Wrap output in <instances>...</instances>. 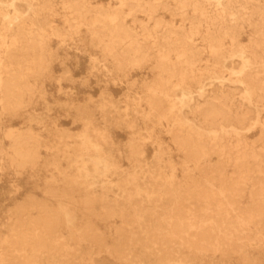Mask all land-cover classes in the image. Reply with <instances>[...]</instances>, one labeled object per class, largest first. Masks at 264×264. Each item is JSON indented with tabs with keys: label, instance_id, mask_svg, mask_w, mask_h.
Listing matches in <instances>:
<instances>
[{
	"label": "bare ground",
	"instance_id": "6f19581e",
	"mask_svg": "<svg viewBox=\"0 0 264 264\" xmlns=\"http://www.w3.org/2000/svg\"><path fill=\"white\" fill-rule=\"evenodd\" d=\"M69 51L88 58L103 91L70 99L79 135L55 122L39 132L29 122L50 103L54 64L58 88L74 82ZM128 83L138 97L120 107L110 87ZM0 118L20 123L2 132L0 170L56 168L43 199L11 211L0 264H94L89 247L133 264L142 241L154 264H185V250L250 264L246 249L264 246V0H0ZM116 219L126 249L108 248L91 221Z\"/></svg>",
	"mask_w": 264,
	"mask_h": 264
},
{
	"label": "rangeland",
	"instance_id": "374dc122",
	"mask_svg": "<svg viewBox=\"0 0 264 264\" xmlns=\"http://www.w3.org/2000/svg\"><path fill=\"white\" fill-rule=\"evenodd\" d=\"M103 4H108L111 0H99ZM64 57L69 61V66L71 65L72 71L71 76L73 77V83L63 82L62 87L58 88L56 77L62 74V67L59 62L54 64V77L48 85L49 92V104L45 105L38 103L37 113L40 114V119L30 121L32 127L41 132L43 126L51 122H55L60 128L67 130L71 134L79 135L83 130V122L76 119V114L74 109L71 107L73 99L80 104H85L86 100L89 98L92 101H97L100 99L101 93L103 91L104 82L98 83L94 75L91 76L92 71L88 70L89 62L86 56L79 55L75 57L70 51L64 53ZM74 61V62H73ZM76 62V63H75ZM73 66V67H72ZM136 79L140 76H136ZM89 81L90 86L88 88L82 87L80 83L82 81ZM110 90L114 94L117 100H120L119 106L124 107L125 103L122 102L125 97L134 100L137 99V94L139 89L133 86L131 83L124 84L122 86H111ZM111 112L109 111V116ZM95 117L99 122H102V115L98 112L95 113ZM22 122V120L20 121ZM18 121L5 120L0 118V138L2 137V132L10 125H15L19 127ZM117 141L125 144L130 139V134L128 128L123 130H117L115 134ZM159 138L164 141L163 148L165 152L169 153L174 161L179 163L181 161L179 154L175 151L170 143L168 136L159 131ZM249 137L253 140L257 137L256 133H250ZM117 141L115 143H117ZM54 146L59 149L60 145L55 143ZM144 152L147 162H154V156L157 152L156 145L146 143L144 146ZM118 162H123L119 160ZM4 167L0 170V236L7 233L10 213L13 211L19 203H22L28 196H34L39 199H43V191L48 186L52 185L46 180L51 176L52 173H56V168L53 165L37 167L33 171H29L24 174H17L15 169L7 166L6 163ZM65 164H63V168ZM182 177V175H180ZM131 209V208H130ZM128 209L129 212L131 210ZM144 217V216H143ZM147 225L153 228L154 221L151 219H146ZM94 223L96 229V234L100 235L105 239L108 248L126 249L129 240L125 236L122 238L120 236V231L122 229V221L119 219L113 220L111 222H104L102 220H91ZM60 232L68 238L69 231L65 228H61ZM126 235V234H124ZM163 248V247H161ZM87 249V248H84ZM92 252V259L94 264H126V262L118 260L115 256L109 254V250L101 249L96 247H89ZM131 250L134 252L132 257L138 259L139 262L133 264H154V260L157 256V251L153 249L149 243L142 241L140 244L134 245ZM153 252V253H151ZM246 253L250 258V264H264V246H252L246 249ZM182 258H185L187 262L185 264H243L241 259L236 255H230L227 261H223L221 258L212 256H205L202 258L194 259L193 255L188 251L180 252ZM166 257H173L169 254ZM175 258V257H173Z\"/></svg>",
	"mask_w": 264,
	"mask_h": 264
}]
</instances>
